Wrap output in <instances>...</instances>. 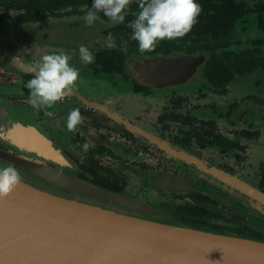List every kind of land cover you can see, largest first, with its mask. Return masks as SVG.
I'll list each match as a JSON object with an SVG mask.
<instances>
[{"label":"flooded vegetation","instance_id":"af4514ba","mask_svg":"<svg viewBox=\"0 0 264 264\" xmlns=\"http://www.w3.org/2000/svg\"><path fill=\"white\" fill-rule=\"evenodd\" d=\"M89 9V3L72 4L64 14L62 10L25 20L15 2L8 13L0 8V149L124 193L186 224L264 241V211L232 187L247 183L264 194V66L220 87L203 77V63L184 85L140 81L132 75L133 62L191 56L190 43L185 44L192 30L141 54L138 42L130 39L127 17L117 24L98 14L87 27L83 17ZM259 18L258 13L249 14L238 26V37L248 38L254 54L259 48L264 51V44L258 45L264 42ZM109 33L115 37L113 48L103 46ZM124 41L127 53L121 50ZM169 41L172 47H164ZM81 45L92 51V63L81 61ZM60 50L72 56L80 78L71 94L49 109L54 116L47 117L30 105L25 84L34 77L32 69L42 55ZM77 107L83 122L69 132L67 115ZM28 127L50 142L43 146L44 154L59 158L57 151H50L52 146L62 154V162L16 148V137L29 142V148L41 145L30 133L23 135ZM7 136H13L14 143ZM85 142L91 145L87 152ZM19 171L41 188L74 195ZM77 196L154 219L102 198Z\"/></svg>","mask_w":264,"mask_h":264},{"label":"water","instance_id":"95a60500","mask_svg":"<svg viewBox=\"0 0 264 264\" xmlns=\"http://www.w3.org/2000/svg\"><path fill=\"white\" fill-rule=\"evenodd\" d=\"M204 60L203 54L143 58L132 63V75L157 86L184 85ZM22 131L37 138L40 148H29L25 139L16 137L14 143L13 136L7 138L20 152L46 158L43 146L50 142L30 127ZM56 151L59 158L46 159L62 162ZM0 162L59 191L102 198L154 217L64 196L22 178L8 197L0 198V264H264L263 240L186 225L124 193L5 149H0ZM232 185L264 211L263 193L247 183Z\"/></svg>","mask_w":264,"mask_h":264},{"label":"clouds","instance_id":"9594fccd","mask_svg":"<svg viewBox=\"0 0 264 264\" xmlns=\"http://www.w3.org/2000/svg\"><path fill=\"white\" fill-rule=\"evenodd\" d=\"M132 0H93L91 8L84 15L85 26L91 27L103 13L114 23H123ZM136 18L128 23L132 30L130 39L138 42V51L143 54L154 51L163 40H173L187 35L198 22L202 7L197 0H139ZM128 42L121 48L127 53ZM103 46L115 47V37L109 33L103 40ZM80 59L84 64L94 61V55L84 45L79 47ZM72 56L60 50L58 53L44 54L32 69L34 77L25 86L30 90L29 103L37 111H43L47 117H53L50 111L54 105L71 94L80 78V70L72 63ZM80 109L73 108L67 115L66 127L74 132L82 123ZM91 145L85 142V152ZM20 171L12 165L0 166V198L8 197L21 183Z\"/></svg>","mask_w":264,"mask_h":264},{"label":"trees","instance_id":"16d2710c","mask_svg":"<svg viewBox=\"0 0 264 264\" xmlns=\"http://www.w3.org/2000/svg\"><path fill=\"white\" fill-rule=\"evenodd\" d=\"M11 2L17 3L23 10L22 19L37 20L51 14L62 12L64 14V9L72 4L78 7L89 3L91 8L93 0H0V8H5L8 13ZM197 3L201 5L202 11L185 45L188 46L190 43L191 55L203 53L205 56L201 67L203 77L211 80L216 87H220L230 83L236 75L246 76L258 67L264 66L263 49H257L254 54L248 38L238 37L240 34L238 26L249 14L258 13L261 26L264 28V0L255 3L248 0H197ZM138 4L139 0H132L126 15L128 22L136 18ZM170 42L163 46L172 47ZM260 44L264 42L258 41V45Z\"/></svg>","mask_w":264,"mask_h":264},{"label":"rangeland","instance_id":"374dc122","mask_svg":"<svg viewBox=\"0 0 264 264\" xmlns=\"http://www.w3.org/2000/svg\"><path fill=\"white\" fill-rule=\"evenodd\" d=\"M250 3H254V2H258L259 0H248ZM16 15V13H14ZM256 16L255 15H252L250 16L251 19L255 18ZM256 19V18H255ZM14 34V33H13ZM61 195H64V196H68V197H71V198H75V199H79V200H85L87 202H91V203H94V204H98V205H101V206H104V207H109V208H112V209H115V210H118V211H121L115 207H112L110 206L109 204H106V203H102V201H95V200H92V199H85V198H81L80 196H77V195H80V194H74V195H67V194H61ZM86 196V195H85ZM124 212V211H123ZM224 233H228V232H224ZM231 234H236V233H231ZM238 235V234H237Z\"/></svg>","mask_w":264,"mask_h":264},{"label":"bare ground","instance_id":"6f19581e","mask_svg":"<svg viewBox=\"0 0 264 264\" xmlns=\"http://www.w3.org/2000/svg\"><path fill=\"white\" fill-rule=\"evenodd\" d=\"M18 129H19V128H18ZM21 133H22V132H21ZM21 135H22V134H21ZM33 147H34V145H33ZM38 148H39V147H38ZM50 151H54V152H56L55 149H52V150H50ZM44 156L47 157V158H51V159L55 160L54 157H52L51 154H49V155H45V154H44Z\"/></svg>","mask_w":264,"mask_h":264}]
</instances>
